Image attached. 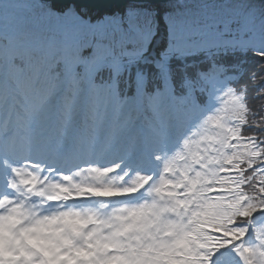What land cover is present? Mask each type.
<instances>
[{
	"label": "snow or ice",
	"instance_id": "snow-or-ice-1",
	"mask_svg": "<svg viewBox=\"0 0 264 264\" xmlns=\"http://www.w3.org/2000/svg\"><path fill=\"white\" fill-rule=\"evenodd\" d=\"M0 264H264V0H0Z\"/></svg>",
	"mask_w": 264,
	"mask_h": 264
}]
</instances>
